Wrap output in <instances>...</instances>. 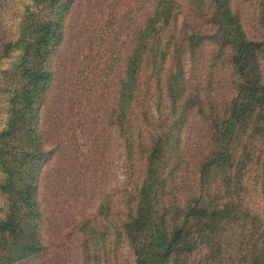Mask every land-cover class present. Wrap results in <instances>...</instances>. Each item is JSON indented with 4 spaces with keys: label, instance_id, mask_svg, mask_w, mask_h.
I'll return each mask as SVG.
<instances>
[{
    "label": "rangeland",
    "instance_id": "374dc122",
    "mask_svg": "<svg viewBox=\"0 0 264 264\" xmlns=\"http://www.w3.org/2000/svg\"><path fill=\"white\" fill-rule=\"evenodd\" d=\"M3 1L9 3L8 19L15 7L23 8L29 0ZM158 1L75 0L66 18L64 41L51 59L54 78L41 123L45 145L53 149L37 190L42 249L9 263L4 258L0 264H136L133 237L124 225L129 212L149 217L147 222L141 220L146 226L138 237L144 240L151 220L180 223L184 215L178 216L177 211L197 199L212 217L204 213L190 220L194 239L189 241L187 258L186 253L177 254L178 259L174 256L168 264H245L253 254H260L264 245V105L238 125L224 158L205 175L202 170L218 147V123L238 93L240 98L247 94L238 89L225 17L217 15L215 0H174V17L162 28L158 24V34L145 50V57L154 54L164 59L160 84L152 73L154 65L143 62L145 85L139 96L151 112L150 126L142 125L145 145L151 142L155 121L162 119L160 128L168 131L177 119L154 162L143 151L144 145L133 151L126 147L113 119H108L135 40ZM229 1L242 30L249 37L264 39V0ZM260 61L264 83V59ZM171 69L181 71L184 89L174 115L168 94ZM134 116L129 112V118ZM138 124L133 121L137 137ZM146 178L153 208L132 210L136 202L132 197ZM2 200L0 194V207ZM217 207L225 211L213 214ZM85 223L98 232L96 241H85ZM1 240L0 235L3 254L7 241Z\"/></svg>",
    "mask_w": 264,
    "mask_h": 264
},
{
    "label": "trees",
    "instance_id": "16d2710c",
    "mask_svg": "<svg viewBox=\"0 0 264 264\" xmlns=\"http://www.w3.org/2000/svg\"><path fill=\"white\" fill-rule=\"evenodd\" d=\"M74 3L75 0H29L23 8L15 7L13 17L6 19V14L10 11L9 3L0 0V117L4 120L5 116L0 128V194L3 197L0 207L3 213L0 218V235L1 241H7L6 253L0 254V261L4 258L8 263L20 260L42 249L39 234L42 214L37 190L42 169L51 158L53 149L45 145L41 123L47 111L54 78L51 59L64 41L66 18ZM174 4V0H159L153 16L149 17L140 30L127 61L125 75L118 82L113 114L108 115V119H113V124L120 130L126 147L133 151L144 145L143 151L149 153L148 157L152 162L156 159V154H160L158 148L165 142V136L168 140L171 138L177 119L168 131L160 128L164 125L162 119L155 121L156 124L153 121L155 129L151 128V142L145 145L143 126H150L151 112L146 100H140L139 96L141 87L145 85L143 62L148 60L154 65L152 73L160 84L164 59L154 54L145 57V50L159 29L171 22ZM215 6L218 9L217 15L225 17L224 32L228 33L227 41L231 42L229 49L233 57L232 63L237 67L238 89L245 90L247 94L240 98L238 93L227 114L218 123L215 130L218 147L203 163V175L224 158L232 141L236 139L238 125L250 118L258 105H264V83L260 71L263 70L260 58L264 59V39L249 37L242 30L229 0H215ZM160 23L161 27L158 28ZM5 61L9 62L8 66L3 65ZM169 73L168 94L174 115L179 99L184 96V89L181 88V71L174 72L171 69ZM147 80L151 81L149 77ZM185 100L188 101V96ZM129 112L135 116L129 118ZM133 121H140L139 137L134 135ZM75 140L74 144L80 148L81 143L77 138ZM147 181L148 178L137 194L133 195L132 199L136 202L132 210L138 206L140 210H152L147 194ZM224 211L217 207L213 209V214ZM228 211H231L229 207ZM182 213L183 221L173 225H168L163 218L151 220L146 238L140 240V231L146 226L144 222L149 217L134 216L133 212H129L130 218L127 216L124 225L125 232L133 237L136 264H168L172 257L178 259L177 254H185L191 248L189 241H193L194 236L190 220L208 213L207 207L197 199L177 211L178 216H182ZM208 216L212 217L210 213ZM142 219L145 220L143 223ZM94 229H88L86 223L83 225L85 241H96L98 232ZM261 237L264 241V229ZM16 245L18 248L13 251V246ZM186 258L187 253L184 259ZM251 263L264 264V245L260 254H253L245 264Z\"/></svg>",
    "mask_w": 264,
    "mask_h": 264
}]
</instances>
